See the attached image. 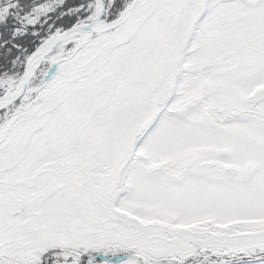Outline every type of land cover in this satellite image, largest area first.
Wrapping results in <instances>:
<instances>
[{
  "label": "snow or ice",
  "instance_id": "obj_1",
  "mask_svg": "<svg viewBox=\"0 0 264 264\" xmlns=\"http://www.w3.org/2000/svg\"><path fill=\"white\" fill-rule=\"evenodd\" d=\"M0 264H264V0H0Z\"/></svg>",
  "mask_w": 264,
  "mask_h": 264
}]
</instances>
